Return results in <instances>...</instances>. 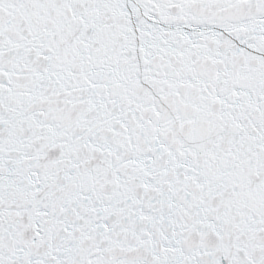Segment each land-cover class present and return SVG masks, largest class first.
Masks as SVG:
<instances>
[{
	"label": "snow or ice",
	"instance_id": "obj_1",
	"mask_svg": "<svg viewBox=\"0 0 264 264\" xmlns=\"http://www.w3.org/2000/svg\"><path fill=\"white\" fill-rule=\"evenodd\" d=\"M0 264H264V0H0Z\"/></svg>",
	"mask_w": 264,
	"mask_h": 264
}]
</instances>
